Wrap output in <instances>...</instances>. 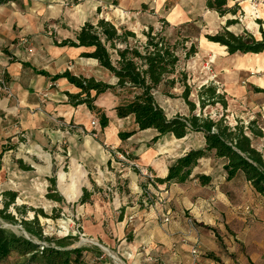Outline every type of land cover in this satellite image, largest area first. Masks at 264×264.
Returning <instances> with one entry per match:
<instances>
[{
  "label": "rangeland",
  "instance_id": "1",
  "mask_svg": "<svg viewBox=\"0 0 264 264\" xmlns=\"http://www.w3.org/2000/svg\"><path fill=\"white\" fill-rule=\"evenodd\" d=\"M236 2L239 6L237 14L221 18L206 10L205 0H105L99 13L90 17V22L95 25L98 20L104 19L116 27H125L133 32L140 42H144L142 33L148 27H153L155 31L164 29L172 42L177 39L189 40L186 46L190 47L193 44L197 54L189 60L182 59L178 72L185 74L186 83L192 90L189 99L196 104L195 114L213 120L223 116L225 120L228 118L232 123L233 120L240 121L245 126L251 121H258L261 126L260 119L249 115V109L244 110L243 107L236 109L227 105L224 110L219 104H215L202 110L199 108L197 94L201 88L216 87L218 93L225 94V100L228 102L223 85L227 83V80L241 75V85L247 87V76L248 78L260 76L264 70V54L258 55L257 58L251 55L228 56L226 51L222 50L223 48L213 47L206 39V36H212L221 31L228 20H237V24L228 28L235 34L246 30L255 36L259 35V28H264V0H237ZM233 5L234 3H230L229 7ZM40 25L30 26L28 30L14 28L17 37L14 40V48H11L13 52L3 53L0 49V57L2 55L11 57L15 54L16 60L26 61L36 69L45 66L48 62L46 69L63 71L64 66L61 63L49 62V56L54 57L49 44L52 43V37L56 41H61L62 36L71 35V29L63 18H58V13L54 9L51 12V19L45 23L44 28L41 29ZM48 52L51 54L49 55ZM82 69V72L93 74L96 80H104L107 83L111 81V78L100 68L88 65L83 66ZM71 72L75 70L72 69ZM6 75V71L0 69V153L5 151L0 171V191L17 193L15 208L27 206L42 210L50 217L59 214L56 219L38 216L45 238L53 240L72 236L76 238V241L71 248L86 247L102 250L105 255L102 262L95 261L94 257L88 254L85 259L86 264H144L139 260L135 262L133 257L125 260L117 254L116 248L122 240L111 239L114 245L110 247L106 239L95 238L93 235L97 230H103L105 234L110 230L106 218V212L109 210L108 201L110 203L115 201L117 204L118 195L124 196L123 203L127 204L131 201L132 197L126 198L130 195L129 179L125 175L127 170L132 172L138 170L137 175L141 179V184H145L147 179L155 178V174L148 168L139 167L138 159L134 155L147 146L156 147L165 156H169L174 146L168 145L167 140L162 141L161 144H155L153 140L148 142V137L152 133L137 132L133 149L104 144L103 151L109 161L97 160L94 157L95 154L92 155L91 146L87 144L99 138L100 128L96 122L97 117L101 113L111 116L113 107L123 100L122 96L108 92L106 97L99 98V104L102 106L99 109L100 112L91 114L84 106L70 108L62 94L57 93L58 85H52V88L49 86L45 89L47 93L40 96L43 100L41 103L30 107L21 106L19 109L15 104V96L12 94ZM182 90L179 86L172 90L174 98L165 96L163 88L154 92L157 103L169 118L176 114L182 116L189 114L187 106L178 98ZM132 131H135V128L130 121L118 127L119 134ZM73 139L77 142L76 147L69 150L70 140ZM191 141L195 142L194 139ZM210 158H212L211 155L206 157L207 165L210 164L217 169L218 162H209ZM100 163L108 167V170L97 167ZM25 168L30 170L27 171ZM51 178L56 180L57 192L66 198V200L63 199V203H56L45 198V192L50 187L48 180ZM84 189L92 193L91 196L99 199L100 202L105 201V207L99 209L95 208L93 203L79 204L78 201ZM166 190L163 188V191H160L157 187L148 185L147 195L141 188L140 197L135 202L140 200V206L143 209L152 211L162 220V215L166 213L164 207L168 208ZM121 207L124 210L122 205ZM15 208L11 207L9 212L18 219L20 217ZM101 216L104 218L102 226ZM33 217V212H28L26 215L27 220H32ZM0 227L28 237L19 224H10L0 219ZM129 232L130 229H126L125 238L128 234H132ZM216 240L219 246L217 257H214V254L200 255L196 248L191 249L194 264H253L240 259L244 250L231 232H216ZM193 250L196 252L193 253ZM126 257L129 258L127 255ZM1 264L45 263L40 259L29 261L25 257L12 254ZM254 264H264V255Z\"/></svg>",
  "mask_w": 264,
  "mask_h": 264
},
{
  "label": "crops",
  "instance_id": "2",
  "mask_svg": "<svg viewBox=\"0 0 264 264\" xmlns=\"http://www.w3.org/2000/svg\"><path fill=\"white\" fill-rule=\"evenodd\" d=\"M104 3L105 0H81L77 5L74 4L73 0H16L7 5H2L0 6V49L3 53H6V51L12 53L11 48H14V40L17 37L14 28L28 30L30 26L41 24L42 29L45 23L51 19L52 9L58 13V18L64 19L72 32L71 35L62 36L61 41L75 40L80 28L85 23H91L90 17L98 13ZM72 7L74 9H70ZM51 39L52 43L49 44V49H51L50 51L54 57L48 52L50 55L49 62L52 64L55 62L61 63L64 66L63 71L46 69L48 62L45 66L36 69L26 61L16 60L15 57L17 56L15 54H12L13 57L11 56L12 61L9 56L2 55L0 57V69L6 71L8 83L13 96H15V104L19 109L21 106L30 107L41 103L43 100L40 96L47 93L45 89L49 86L52 88V85H58L57 93H61L67 105L74 108L68 103L64 94L66 92L76 93L75 87L64 79L52 84L49 78L38 74L40 71L47 72L51 77L69 71L77 77L95 78L93 74L82 72L83 66L91 65L102 69L111 78L109 84L115 83L114 77L101 68L96 61L80 57L84 51L83 49L57 47L54 44V41H56L54 37ZM211 44L213 47H221ZM221 48L225 50L224 47ZM232 56L248 55L236 54ZM251 56L258 57V55ZM72 69L75 72H71ZM261 73L257 77L248 78L247 76V87L241 85V75L227 80V83L223 85L228 96L227 104L229 107L249 109V115L260 119L262 123L260 128L264 132V93L255 91V89L264 90V70ZM99 81L105 82L104 80ZM53 90H56V88H53ZM106 95L108 93L96 99L94 104L98 109L102 108L99 104V98L106 97ZM81 106L86 107L85 105ZM116 107L117 105L113 107L111 116L106 115L109 119L108 126L103 130L99 127V138L87 143L91 146L92 155L95 154L94 157L97 160L109 161L103 151L104 144L122 149H133L136 135L121 140L118 127L123 125L124 122L130 121L136 130L134 120L131 117L118 119L115 115ZM88 112L91 113L89 110ZM240 119L243 120L242 117ZM141 133H152L148 137V142L156 136L154 130H146ZM192 139L195 140L194 143L191 141ZM164 140H167L168 145L172 144L174 146V150H170L169 156H165L156 147L150 148L147 146L137 155H134L138 159L139 167L148 168L149 171L155 174L156 178L166 177L168 167L190 149L204 148V139L201 134L191 133L180 140L167 135L155 144H161ZM70 141L69 150H73L77 142L75 139ZM253 145L258 151L264 153V137L253 139ZM211 156L212 158L208 161H217V169L210 164L207 165L205 157L193 169L191 177L186 183L171 184L167 188L163 185L157 186L160 191H163V188L167 189L168 208L164 207V209L166 213L170 214V222L168 223H164L157 218L152 211L143 209L140 206V200L135 202L140 197L139 191L143 184H141V179L137 173L127 170L125 175L129 179L128 189L130 195H127L126 198L132 197L131 201L127 204L123 203L122 201L125 200L123 195V197L118 195L117 204H115V201L113 203L108 201L109 210L106 212V218L110 230L106 234L103 230H97L93 237L106 239V243L110 247L114 245L111 239L122 240L116 250L117 254L125 260L133 257L135 262L139 260L144 264H194L190 253L192 248H196L200 255L214 254V257H217L219 246L216 240V232H231V234H234V239L240 243L244 250V254L240 255V259H245L253 264L259 262L261 256L264 255V195L258 194L243 176L227 181L223 169L225 161L217 160L213 155ZM97 167L108 170V167L106 168L103 163H100V166L97 165ZM198 176L209 177L210 181L202 185ZM46 194L47 192H45ZM64 199L66 200L65 197ZM88 203H93L94 207L99 209L105 207V201L100 202L99 199L92 196ZM119 207H121L120 210H118ZM103 220L104 218H102L101 226ZM126 229H130L129 233L132 234H128L125 238ZM89 255L93 256V259L97 262H102L105 257L102 250L99 249Z\"/></svg>",
  "mask_w": 264,
  "mask_h": 264
},
{
  "label": "trees",
  "instance_id": "3",
  "mask_svg": "<svg viewBox=\"0 0 264 264\" xmlns=\"http://www.w3.org/2000/svg\"><path fill=\"white\" fill-rule=\"evenodd\" d=\"M16 0H0V6L7 5ZM81 0H73L79 4ZM237 0H205L206 10L223 18L227 15L235 16L239 11ZM247 1V0H243ZM230 3H234L229 7ZM99 13V10H98ZM164 24H166L163 21ZM237 20H228L221 31L206 39L213 44L224 47L229 56L232 55H260L264 54V28H259V35L255 36L246 30L235 34L228 30ZM144 42L125 27H116L112 23L100 19L97 23H85L75 36V40L54 41L57 47L81 48V58L94 60L104 70L108 71L115 79L114 84H109L95 78L74 76L69 71L50 76L45 71L39 75L49 78L52 84L60 79L66 80L75 87L76 93H65L68 103L73 107L85 105L87 109L98 114L100 110L95 106L96 99L108 92L122 96L123 100L115 108L118 119L133 118L135 131L119 134L121 140H126L137 132L154 130L157 142L164 136L170 135L180 140L188 134H201L204 139V148L190 149L177 158L169 167L166 177L147 179L142 185L143 193H147L148 185L154 187L171 184H184L189 181L192 171L199 161L209 155L217 160H224V171L227 181L238 176H243L254 190L264 195V153L258 151L253 145V139L264 137L258 121H251L246 126L236 122L234 127L229 126L224 117L213 120L209 117L196 115V104L189 98L191 88L186 83L184 73L178 72L181 60H189L197 54L193 44L186 46L187 39L172 42L164 29L155 31L148 27L142 33ZM181 87L182 93L178 97L189 110L187 116L176 114L169 118L163 108L157 103L154 92L164 89V95L174 98L172 90ZM264 93V90L255 89ZM200 110L207 106L219 104L224 110L227 108L225 94L218 93L214 86L203 87L197 94ZM103 130L109 124L108 117L101 113L96 121ZM100 134H98L99 137ZM13 149V147L11 148ZM5 151L0 153V171L2 158ZM29 171V168H25ZM138 173V170H134ZM201 184L210 181L209 177L198 176ZM50 187L45 198L56 203H63V197L57 192L56 180H48ZM92 193L83 190L79 204L90 201ZM17 193L13 191H0V219L10 224H19L28 237L17 235L14 232L0 227V264L12 254L25 257L29 261L40 259L45 264H86L87 255L97 252L94 248H71L75 237L67 236L62 239L49 240L44 237L39 224L38 216L56 219L59 214L48 216L42 210L23 206L15 208ZM15 208L20 218L9 212ZM28 212H33L32 220H27ZM36 242H35V241ZM45 242L54 244L45 245Z\"/></svg>",
  "mask_w": 264,
  "mask_h": 264
},
{
  "label": "built area",
  "instance_id": "4",
  "mask_svg": "<svg viewBox=\"0 0 264 264\" xmlns=\"http://www.w3.org/2000/svg\"><path fill=\"white\" fill-rule=\"evenodd\" d=\"M226 123L229 125V126H231V127H234L235 125H236V121L235 120H233L234 122L232 123L228 118H226ZM145 195H147V193L145 194ZM162 221L164 222V223H168V222H170V214L169 213H165V214H163L162 215ZM194 252H196L195 250H193V253Z\"/></svg>",
  "mask_w": 264,
  "mask_h": 264
},
{
  "label": "water",
  "instance_id": "5",
  "mask_svg": "<svg viewBox=\"0 0 264 264\" xmlns=\"http://www.w3.org/2000/svg\"><path fill=\"white\" fill-rule=\"evenodd\" d=\"M58 189V188H57Z\"/></svg>",
  "mask_w": 264,
  "mask_h": 264
}]
</instances>
